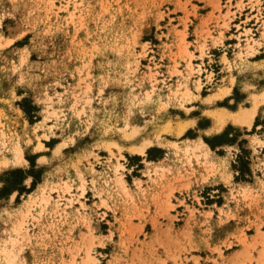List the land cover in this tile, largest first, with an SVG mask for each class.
Segmentation results:
<instances>
[{
  "label": "rangeland",
  "instance_id": "obj_1",
  "mask_svg": "<svg viewBox=\"0 0 264 264\" xmlns=\"http://www.w3.org/2000/svg\"><path fill=\"white\" fill-rule=\"evenodd\" d=\"M261 48L264 0H0V264H264Z\"/></svg>",
  "mask_w": 264,
  "mask_h": 264
},
{
  "label": "bare ground",
  "instance_id": "obj_2",
  "mask_svg": "<svg viewBox=\"0 0 264 264\" xmlns=\"http://www.w3.org/2000/svg\"><path fill=\"white\" fill-rule=\"evenodd\" d=\"M251 97H253V99H251L252 101H251V104L249 106L241 107L234 112L222 109V111L215 113L213 115V119H214L213 129H216V130L220 129L223 126V124L226 122V120H228V119H232V120L238 122V124L243 123V124H246L247 126H250L252 123V120L254 118V115L256 113V107H257L258 101H259L258 100L259 97L257 98V95H253ZM208 98H210V97H208ZM260 98H261V96H260ZM186 125H187V123L186 124H178L176 132L177 133L182 132L184 130V128L186 127ZM148 144H149V142L144 140L141 144H139L135 147L133 146L131 149H132V151H135L138 153H143ZM193 144H195V143H193ZM189 148L190 147L186 146L185 150H188ZM195 148L198 150L197 155H200L201 158L203 156L204 159L208 157L209 152H212V149H209L207 144L204 141H202L201 139H198L197 143L195 144ZM56 149H58V147ZM196 149H193V150H196ZM189 150H191V149H189ZM20 158H21V156L16 152L12 161L17 163V161ZM21 160H23V159H21ZM8 161L9 160H7V159H1L0 163L3 165H7ZM10 161H11V159H10ZM205 162H206V160H205ZM42 190H43V186H41V189H40V192L38 193V195L33 196V197L30 195L31 193H28L27 194L28 197L25 198L23 200V202L19 203V205L17 207H14V208L12 207L9 210H7V212L5 214V222L6 223L3 225V227L0 231V255H4V257L6 256L8 258H12V255H11V248L12 247L11 246H13L14 243L16 242V238H15L16 236H10L8 233H10V231H12L15 235L20 234V231L24 227L26 220L31 215V206L33 204H39V203L46 201V198L44 196H42V193H43ZM39 195H41V196H39ZM31 217H32V215H31ZM5 243H9L10 246H4Z\"/></svg>",
  "mask_w": 264,
  "mask_h": 264
},
{
  "label": "trees",
  "instance_id": "obj_3",
  "mask_svg": "<svg viewBox=\"0 0 264 264\" xmlns=\"http://www.w3.org/2000/svg\"><path fill=\"white\" fill-rule=\"evenodd\" d=\"M210 146L214 147L212 143H209ZM5 174L9 175H15V178L13 180H8L6 184L2 185V191H5L6 194H9L10 192L17 190L18 192H28L30 188H25V186L22 184V181L26 176H32V185L35 184L37 181L40 180V176H37L33 174V170L28 169L24 170L21 168H14L9 170L8 172H5ZM1 178V177H0ZM6 178H4V183H5Z\"/></svg>",
  "mask_w": 264,
  "mask_h": 264
},
{
  "label": "crops",
  "instance_id": "obj_4",
  "mask_svg": "<svg viewBox=\"0 0 264 264\" xmlns=\"http://www.w3.org/2000/svg\"><path fill=\"white\" fill-rule=\"evenodd\" d=\"M261 47V46H260ZM262 49V48H261ZM259 52H264V50L262 49V51H259ZM262 62L263 64H264V56H260V57H258V58H255V59H251V60H249V63H259V62ZM229 95V94H228ZM227 95V96H228ZM226 96V97H227ZM218 109L220 110V111H222V109H224V110H229V111H232V112H234V111H236V109H227V108H224V107H218ZM256 114V113H255ZM255 116V115H254ZM227 121V120H226ZM253 121V120H252ZM208 146V145H207ZM209 149H211V148H209Z\"/></svg>",
  "mask_w": 264,
  "mask_h": 264
}]
</instances>
